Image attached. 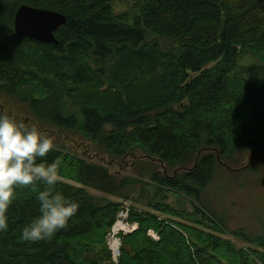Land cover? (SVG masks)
Masks as SVG:
<instances>
[{
	"label": "trees",
	"instance_id": "1",
	"mask_svg": "<svg viewBox=\"0 0 264 264\" xmlns=\"http://www.w3.org/2000/svg\"><path fill=\"white\" fill-rule=\"evenodd\" d=\"M23 3L65 15L54 32L57 44L16 34L14 15ZM111 4L0 0V91L110 153L139 149L155 157L172 173L147 171L156 184L149 207L198 220L175 210L162 191L192 198L194 212L204 216L195 202L206 208L202 196L216 169L229 167L240 148L264 155V65L238 64L246 54L264 62V0H142L133 14L114 13ZM150 34L178 45L165 50ZM45 159L60 162L56 190L79 209L53 237L25 242L21 229L39 215L35 197L43 186L16 189L9 228L0 232V264H264V232L231 231L252 245L247 255L227 241L218 245L221 237L211 232L137 210L128 217L137 227L120 236L113 262L106 235L121 203L87 189L127 198L140 181L67 147ZM216 222L212 229L224 233Z\"/></svg>",
	"mask_w": 264,
	"mask_h": 264
},
{
	"label": "rangeland",
	"instance_id": "2",
	"mask_svg": "<svg viewBox=\"0 0 264 264\" xmlns=\"http://www.w3.org/2000/svg\"><path fill=\"white\" fill-rule=\"evenodd\" d=\"M141 2L142 0H112V11L114 13L133 14ZM148 40L158 41L165 50L178 45L175 41L160 38L153 34L149 35ZM250 55L238 56V64L243 66L264 65V62H260L259 59ZM211 65L212 63L208 66ZM0 113H7L18 123L26 127H37L46 135L54 138L56 148L67 147L73 153L105 164L112 173L120 177L131 176L140 181L131 188L130 193L129 191L127 192V198H118L93 189H87L96 198L119 201L121 203L115 223L120 221L125 224L126 228L114 234L113 225L106 235L107 248L113 262H117L119 252L117 255L113 253L110 241L115 237L120 243V236L122 234L129 233L137 227L136 222L128 221L129 213L136 210L154 214L158 219H164L165 222L170 219L182 221L189 224L190 229L193 231L202 230L211 232L221 237L222 240L218 245H225L227 241L236 248L243 249L247 255H250V252H252V245L240 237L233 236L231 231L239 227H246L253 234L264 232V155L262 153L255 152L251 156L250 152H247L249 149L240 148L236 153L235 159L229 160V167H219L216 169L213 180L206 186L205 194L202 196V200H205L203 204L206 208L200 203L195 202L203 211L204 216L194 212L195 207L191 200L192 198L178 191L164 189L162 193H166L165 201L167 203L175 210L185 212L186 217L198 219L190 221L184 217L166 215L149 207L148 202L151 199L152 190L156 184L150 182L146 173L154 169H158V172H165L167 169L155 157L139 149L129 150L124 153H110L100 143L98 144L82 136L79 131H67L41 121L29 109L27 104L20 102L15 96L1 91ZM248 161L250 162L247 165ZM249 165L252 167L247 170ZM166 172L171 174L172 169L170 168ZM146 183H149V185H146ZM158 197H162L161 193ZM215 222L221 229H224V233L212 229ZM147 233L153 239L158 238L157 233L153 229L148 230ZM224 248L218 246V253H223Z\"/></svg>",
	"mask_w": 264,
	"mask_h": 264
},
{
	"label": "clouds",
	"instance_id": "3",
	"mask_svg": "<svg viewBox=\"0 0 264 264\" xmlns=\"http://www.w3.org/2000/svg\"><path fill=\"white\" fill-rule=\"evenodd\" d=\"M54 148L53 137L35 126L29 128L18 123L7 113H0V232L9 228L8 211L18 188L43 186L35 197L39 201V215L21 229L25 242L53 237L77 213L79 203L56 190L60 162L45 159Z\"/></svg>",
	"mask_w": 264,
	"mask_h": 264
},
{
	"label": "water",
	"instance_id": "4",
	"mask_svg": "<svg viewBox=\"0 0 264 264\" xmlns=\"http://www.w3.org/2000/svg\"><path fill=\"white\" fill-rule=\"evenodd\" d=\"M65 20V15L58 11L23 3L17 7L13 22L14 30L18 36L34 39L41 43L57 44L54 32L65 23ZM247 152H250L252 156L260 150L254 148ZM198 155L199 152L197 158ZM216 157L218 158V154Z\"/></svg>",
	"mask_w": 264,
	"mask_h": 264
},
{
	"label": "bare ground",
	"instance_id": "5",
	"mask_svg": "<svg viewBox=\"0 0 264 264\" xmlns=\"http://www.w3.org/2000/svg\"><path fill=\"white\" fill-rule=\"evenodd\" d=\"M125 228H126V227H125V224L122 223V222H120V221H118V222L115 223L114 226H113V232H114V234H116V233H118L119 231H121V230H123V229H125ZM111 240H112V241H110V247L112 248L113 253H114L115 255H117V254H118V248H119V246H120L119 240H118L117 238H115V237H113ZM115 241L117 242V244H116Z\"/></svg>",
	"mask_w": 264,
	"mask_h": 264
},
{
	"label": "built area",
	"instance_id": "6",
	"mask_svg": "<svg viewBox=\"0 0 264 264\" xmlns=\"http://www.w3.org/2000/svg\"><path fill=\"white\" fill-rule=\"evenodd\" d=\"M118 250H119V248H118Z\"/></svg>",
	"mask_w": 264,
	"mask_h": 264
}]
</instances>
